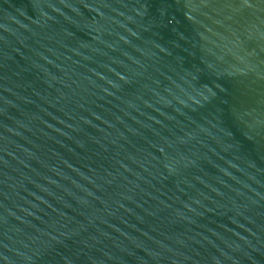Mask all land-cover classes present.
<instances>
[{
	"label": "water",
	"instance_id": "obj_1",
	"mask_svg": "<svg viewBox=\"0 0 264 264\" xmlns=\"http://www.w3.org/2000/svg\"><path fill=\"white\" fill-rule=\"evenodd\" d=\"M0 264H264V0H0Z\"/></svg>",
	"mask_w": 264,
	"mask_h": 264
}]
</instances>
